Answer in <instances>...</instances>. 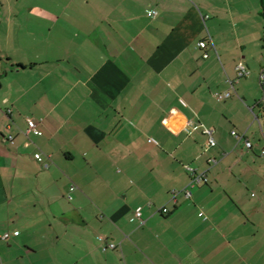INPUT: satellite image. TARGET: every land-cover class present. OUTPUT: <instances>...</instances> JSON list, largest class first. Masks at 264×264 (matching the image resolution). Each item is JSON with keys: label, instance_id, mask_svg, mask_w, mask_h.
<instances>
[{"label": "crops", "instance_id": "1", "mask_svg": "<svg viewBox=\"0 0 264 264\" xmlns=\"http://www.w3.org/2000/svg\"><path fill=\"white\" fill-rule=\"evenodd\" d=\"M263 38L264 0H0V264H264Z\"/></svg>", "mask_w": 264, "mask_h": 264}, {"label": "built area", "instance_id": "2", "mask_svg": "<svg viewBox=\"0 0 264 264\" xmlns=\"http://www.w3.org/2000/svg\"><path fill=\"white\" fill-rule=\"evenodd\" d=\"M158 15V11L156 9H150L148 11V17L150 18H155ZM263 44H264V38H263ZM198 48L203 51L204 55L203 58L207 59L209 58V53H208V43L202 41L199 42L197 44ZM237 71V75L239 78H245L249 75V70L247 69L246 66L239 64L236 68ZM259 80H260V84L263 88V92H264V68L262 69L260 76H259ZM233 86V85H232ZM231 97V93L230 92H226V93H222V94H216V98L218 100H224V99H229ZM260 105H264V93L263 96L261 98V100L259 101ZM171 129H173L174 131H177L179 128L181 129L182 127L177 126L176 124H171L170 125ZM202 127L204 128V133L205 135L208 136V147H215L216 146V141L213 137V131L210 129L205 128L203 125ZM185 129V127H184ZM32 131H36V124L34 121H29V129L27 131V134L29 132ZM232 136L235 137L238 141H242L244 142L245 147L248 150H253L255 145L254 143H252L251 141H249L245 135H241L238 134L236 131L232 132ZM9 140L12 141V137L9 138ZM150 142H155L154 140H150ZM156 143V142H155ZM260 156L264 158V149L261 150L260 152ZM35 159L40 162L43 163L44 162V158L43 155L41 153H38L35 155ZM185 169L187 170L188 174L190 175V187H196V186H201L204 184L208 183V172L207 171H202V172H197L196 169L191 168L189 166H186ZM77 187L76 185H71V190H76ZM184 196L187 199H191L192 198V192L189 189H186L183 191ZM178 193L176 191L173 192V196L174 198L176 197ZM71 199V198H70ZM163 215H167L169 214V210L166 208H162L159 210ZM136 218L139 219L140 221H142V213L140 211L136 212ZM10 235L9 234H5L2 239L7 240L9 239ZM118 245H116L115 243H106L105 245H103V250L107 251V250H115L117 249Z\"/></svg>", "mask_w": 264, "mask_h": 264}, {"label": "trees", "instance_id": "3", "mask_svg": "<svg viewBox=\"0 0 264 264\" xmlns=\"http://www.w3.org/2000/svg\"><path fill=\"white\" fill-rule=\"evenodd\" d=\"M19 67H22V68H24L22 65H19Z\"/></svg>", "mask_w": 264, "mask_h": 264}]
</instances>
